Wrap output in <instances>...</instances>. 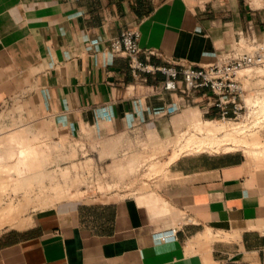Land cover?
I'll list each match as a JSON object with an SVG mask.
<instances>
[{
	"label": "crops",
	"instance_id": "crops-1",
	"mask_svg": "<svg viewBox=\"0 0 264 264\" xmlns=\"http://www.w3.org/2000/svg\"><path fill=\"white\" fill-rule=\"evenodd\" d=\"M128 28L141 33L145 63L205 65L241 31L264 39V10L246 0H0V78L38 93L54 127L88 123L109 144L132 123L151 142L188 127L191 108L219 116L162 89L161 71L134 74L131 56L111 48ZM159 177L156 192L66 203L6 228L0 264H264V167L242 150L204 151Z\"/></svg>",
	"mask_w": 264,
	"mask_h": 264
},
{
	"label": "rangeland",
	"instance_id": "rangeland-1",
	"mask_svg": "<svg viewBox=\"0 0 264 264\" xmlns=\"http://www.w3.org/2000/svg\"><path fill=\"white\" fill-rule=\"evenodd\" d=\"M246 1L248 5L256 10H264V0ZM231 47H233V42L226 47H220L217 54L220 56L228 52ZM244 72L249 74V77L246 75L244 78L249 93L247 98H253L257 95L264 96V64L254 66ZM16 87V81L10 85L0 78V139L16 132L19 133L20 140L23 141L24 139V143L21 142V144L18 142L20 141L19 138H17L18 140L14 138L9 142L7 140V143H3V145L0 144V212L2 213L7 203L11 202L15 203L18 210L17 214H14L13 222L0 223V233L6 228L26 226L33 222L34 216L45 215L54 210L62 211L66 203L91 202L101 198L115 199L122 197L117 188L115 191L118 192L114 193L113 191L109 192L114 187L101 186L104 195L96 199L99 193H96L93 186H82L79 175L76 173L81 160L82 162L84 160L96 161L100 158L105 163H110L111 169L116 175V186L117 184L120 185L117 187L122 188L121 184L123 183L121 181L130 177L133 178L131 180L133 188H138L142 193L156 192V188H151L150 183L143 177L164 173L166 166L177 155L181 154L176 149V141L186 143L190 136H195L196 139L200 140L214 139V136L201 130L200 125L204 124L207 118L201 116L199 108H191L192 111H196L197 116L194 119L191 118L192 122L188 127L179 130L172 138L167 140L153 137L145 148L146 150L138 151L126 158H118L115 154L118 145L117 140H111L110 144L103 141L100 146L92 142L88 146L90 153L83 155L84 151L81 149V143L77 146L67 145L65 131L54 127L53 122L45 118L48 111L40 105L39 94L31 88L17 90ZM258 106L256 108L260 109L258 110L259 113L255 112L258 115L255 114L253 120L249 117L225 122L211 118L214 119L213 123L216 125L220 123L226 125L215 137V139L224 138L220 149H217L219 151L212 150L211 152L224 151L225 147L223 148V146L226 144L233 145L230 150H242L254 167H264V154L258 152L254 155L252 150L249 151L252 148L260 151L264 148V106ZM235 124L242 125L243 128L233 134H226V130H229L228 127ZM21 134L22 136H20ZM56 135L61 136L60 141L56 140ZM248 137L251 138L249 144L245 141ZM238 138L241 140H238ZM253 140H258L260 144L258 146L253 144ZM19 144L27 146V148L24 147L27 152L25 151L23 156L18 155L21 147ZM23 146L21 150H25ZM11 147L18 154L10 156L7 151L11 150ZM6 149L8 150L5 151ZM3 151L8 154L5 153L7 157L2 153ZM158 164L160 165L158 166ZM2 177L6 178L2 180ZM161 179L159 177L158 181L155 182L156 187L160 185ZM157 195L161 198L159 194ZM163 206L169 208L167 210L172 209L168 203H163ZM0 218L2 219V215Z\"/></svg>",
	"mask_w": 264,
	"mask_h": 264
},
{
	"label": "built area",
	"instance_id": "built-area-1",
	"mask_svg": "<svg viewBox=\"0 0 264 264\" xmlns=\"http://www.w3.org/2000/svg\"><path fill=\"white\" fill-rule=\"evenodd\" d=\"M140 35L139 30L128 28L111 42V48L114 51L126 52L131 56V67L134 74H139L141 71L163 72L166 78L161 84L162 89L179 92L185 101H206L208 106L219 108L220 114L215 119L225 122L249 117L251 120L254 119L253 115L250 114L247 100L249 93L244 81L245 76L249 77V74L243 70L264 64V39L259 38L253 31H241L238 38L233 42V47L208 64L155 65L145 63L137 57L141 50ZM202 88L210 89L211 93L203 92L197 99L194 93ZM65 135L67 145L82 144L83 155L90 153L88 146L92 142L97 143L98 146L102 143V140L94 135L88 123L81 125L76 132L65 131ZM56 138L60 141L61 136L56 135ZM117 143L115 154L118 158H126L138 151L146 150L145 148L150 142L141 124L132 123L122 131ZM110 165L100 158L96 161L84 160L82 162L81 160L76 170L81 185L93 186L96 193H99L96 199L104 195L101 186L106 188L112 186L114 188L109 192L116 193L119 191L123 197L135 196L138 198L142 192L131 186L133 178H125L124 181H121L123 183L121 184L122 188L117 187L120 185L117 184L116 186V175ZM158 175L143 177V179L150 183L151 188H155V179ZM116 188L118 191H115ZM167 237L170 236L164 235V238ZM218 264H225V262Z\"/></svg>",
	"mask_w": 264,
	"mask_h": 264
},
{
	"label": "bare ground",
	"instance_id": "bare-ground-1",
	"mask_svg": "<svg viewBox=\"0 0 264 264\" xmlns=\"http://www.w3.org/2000/svg\"><path fill=\"white\" fill-rule=\"evenodd\" d=\"M247 69H251V68H247ZM247 69H244L243 71H245V70H247ZM246 73V72H245ZM248 74V73H247ZM247 100H249V102H248V104H250V106H249V108L251 109V112H250V114L251 115H253V116H255V112H257V113H259V111L258 110H260V109H257L256 107L258 106V105H263L264 106V96H259V95H257V96H255V97H250V98H247ZM261 103V104H260ZM259 107V106H258ZM256 115H258V114H256ZM255 118V117H254ZM256 118H257V116H256ZM213 121H214V119H205V121H204V124H202V125H200V127H201V130H203L204 132H206L208 135H212V136H214V139H202V140H200V139H196V137L195 136H190L187 140H186V143H181V142H178V141H176L177 142V146H176V149L181 153V154H183V153H195V152H204V151H212V150H217V149H220V147H221V143H222V141L224 140V138L222 137V138H219V139H215V137H216V134L219 132V131H221L222 129H224L225 127H226V125L225 124H223V123H220L219 125H216V124H214L213 123ZM247 126V125H246ZM241 128H243L242 127V125H237V124H235L234 126L232 125L231 127H228V129L229 130H226V134H233L234 132H236L237 130H240ZM18 134L19 133H11V134H9V136H5V137H3V138H1L0 139V144L2 143V145H3V143L5 144V143H7L6 141L8 140V142L9 141H12V139H14V138H19V140H20V137L18 136ZM220 135V134H219ZM240 135V134H239ZM20 136H22V134L20 135ZM221 136V135H220ZM9 139H11V140H9ZM18 140V139H17ZM238 140H241V139H239L238 138ZM5 141V142H4ZM23 141H24V139H23ZM22 140H20V141H18L20 144H21V142L22 143H24ZM242 141H244V139H242ZM245 141L249 144V143H251V138L250 137H248V138H246L245 139ZM184 142V141H183ZM252 143L253 144H257V146H258V144H260V142L258 141V140H253L252 141ZM19 144V145H20ZM231 144V143H230ZM25 145V144H24ZM21 146V145H20ZM22 146H23V144H22ZM22 146L19 148V150H20V152H16V150H14V149H12V147H11V150H9V151H7L8 149H10V148H8V149H6L5 151H7V153L10 155V156H12V155H14V154H18V155H24V152L26 151L27 152V150L24 148V147H26L27 148V146H23V149H25V150H21V148H22ZM233 146V145H232ZM231 145H228V144H226L225 146H223V150L224 151H227V150H230V148L232 147ZM33 148V147H32ZM30 149V148H29ZM31 150H35V149H31ZM251 150H252V154H253V152H254V155L255 154H257L258 152H261L262 154H264V148L260 151L259 149H256V148H252V149H249V151L251 152ZM217 151H219V150H217ZM247 151H248V149H247ZM248 151V152H249ZM30 152V151H29ZM178 152V153H179ZM256 152V153H255ZM2 153H4V155L6 156V152H2ZM6 153V154H5ZM0 154H1V152H0ZM7 154V155H8ZM180 154V155H181ZM250 154V153H249ZM17 155V156H18ZM177 155V154H176ZM10 156H8V157H10ZM179 155H177L176 156V158L178 157ZM7 157V156H6ZM20 158H21V156H19ZM175 158V159H176ZM156 163H157V161H156ZM152 165V164H151ZM160 164H158V166H159ZM157 169V168H156ZM155 169V170H156ZM152 170H154V169H152ZM150 172H151V170H150ZM2 174V173H1ZM4 175V174H3ZM2 176V175H1ZM6 178V177H5ZM4 177H2V180H4L5 179ZM1 179V178H0ZM6 205V204H5ZM2 210V209H1ZM18 210H17V207H16V205H15V203H13V202H11V203H7V206L3 209V211H2V213L0 214V216L2 215V219L0 218V220H2V222H0L1 224H4V223H6V222H8L9 223V221H11V222H13V217H15V213L17 212ZM17 214V213H16Z\"/></svg>",
	"mask_w": 264,
	"mask_h": 264
}]
</instances>
